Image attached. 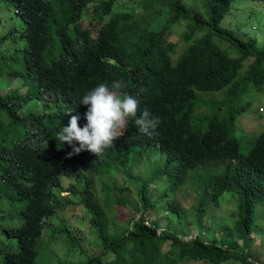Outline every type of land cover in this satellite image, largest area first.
<instances>
[{
  "label": "trees",
  "instance_id": "trees-1",
  "mask_svg": "<svg viewBox=\"0 0 264 264\" xmlns=\"http://www.w3.org/2000/svg\"><path fill=\"white\" fill-rule=\"evenodd\" d=\"M5 1L10 3L13 13L17 10L23 22V46L7 45L3 49L2 44L13 36L15 29L9 27L1 34L0 68L8 62H18L20 68L14 76L26 88L22 93L0 88V198L6 195L21 204L16 210L18 222L1 227L7 239H14L15 250L9 252L0 244V264H33L41 242L55 238L64 242V248H78L76 232L48 220L56 211L75 204L89 212L99 247L97 255H90L79 264H178L182 260L264 264L248 262L245 252L254 206L264 201V129L250 141H241L231 134L238 111L245 104L236 108L232 99L251 88L257 92L264 83V47L219 25L233 0H200L205 15L191 11L183 0H140L147 14L139 16L130 0ZM113 2L130 8L111 11ZM86 11L99 24L94 37H90L91 25L83 27L80 22ZM158 15L161 24L148 28V22ZM180 19L186 22L178 36L184 42L182 50L177 52L176 42L166 41V36L171 25ZM202 28L204 31L200 32ZM4 50L10 51L8 55ZM174 51V55L181 52L171 60ZM250 55L254 60L239 76L242 62ZM114 76L126 83L123 91L139 99L141 111L147 108L153 117L160 118L156 134L149 137L140 133L134 118H129L124 134L103 155L96 157L81 151L69 157L71 146L61 145L55 139L67 123L55 115H41L31 107L44 93H56L51 94L53 100L67 105L76 103L82 93L99 81L110 82ZM219 90L225 96L231 94L230 111L223 120L217 115L208 116L204 128L199 129L192 124L196 92ZM215 104L218 108V101H210V105ZM86 110L84 106L83 116ZM85 123L82 119L79 126ZM241 144H248L244 154ZM152 147L165 156L158 172L169 176V188H176L189 178V187L196 188V183L205 191L197 201L196 212L203 210V201L217 204L223 192L237 194V217L218 226L220 237L213 238L211 232L205 236L210 229L207 227L202 229V238L196 233L181 239L177 232L165 228L157 235L158 222L149 223V217L142 213L129 225L126 221L120 230L107 229V218L94 194L92 177L122 164L124 153L130 149L144 153ZM77 167L78 188L71 183L64 187L69 194L76 193L78 200L72 202L57 194L63 190L62 172ZM111 192L106 191V199ZM148 199L141 193L143 207ZM102 204L108 206L106 201ZM167 208L177 219L184 212L175 200ZM195 227L200 228V222ZM165 241L169 245L162 250ZM105 256L106 261L102 258Z\"/></svg>",
  "mask_w": 264,
  "mask_h": 264
},
{
  "label": "rangeland",
  "instance_id": "rangeland-1",
  "mask_svg": "<svg viewBox=\"0 0 264 264\" xmlns=\"http://www.w3.org/2000/svg\"><path fill=\"white\" fill-rule=\"evenodd\" d=\"M130 1L134 6L133 11L138 13L137 16L147 14L142 10L143 7L140 0ZM183 2L191 11H197L201 15H205V8L200 0H183ZM127 8H130V6L122 7L113 2L111 11L127 10ZM229 8L228 13L224 15L219 25L240 36L250 37L254 39L257 46L264 47V0H233ZM106 19L107 16L104 20ZM0 20V34L6 28L15 27L17 29L13 34L15 43L12 46L16 48L22 47L23 42L18 38V31L22 22L13 14L12 6L4 1H0ZM80 22L83 27L95 25L94 21L90 19L89 11L85 12ZM185 22L186 20L180 19L179 23L171 25L166 36V41L176 42L177 52L181 49L182 43H184L178 40V36L185 28ZM160 24L161 18L158 15L148 22L147 27L157 28ZM199 31L203 32L204 28ZM95 32L96 28H92L90 31L92 36ZM214 41L216 42L215 39ZM13 47L12 50L14 49ZM174 53L175 51L171 54V60H174L178 55H174ZM230 53L235 55L232 50H230ZM253 60L254 56L250 55L242 62L239 76L243 75L246 65ZM19 68L18 62H8L0 68V88L2 90L17 89L20 93L25 91V85L21 83L17 76H14V73ZM10 72H13V74H8ZM263 91L264 83L257 92L253 88L245 90L236 97L237 102L234 101V105L241 104L243 101L248 102L247 107L236 116L231 130V134L241 141H250L264 129ZM223 97V90L212 93L196 92L197 100L192 114V124L202 129L206 118L212 114L218 115L221 120L225 119L232 103H227ZM197 101H199L198 104ZM210 101H218L220 103L219 108H216V104L210 105ZM257 107L261 109H258L259 112ZM247 149L248 144L240 145V150L243 154L246 153ZM122 162V164H115L112 171L101 176L94 175L92 177L94 178V194L107 218V229L115 228L120 230L126 221L127 225H129L132 220L142 213L146 218L149 217V223L150 220L158 222L157 235L161 233L162 228H165L172 232H177L181 239L193 237L196 233H198L199 238H202L204 236L202 229L207 227L210 229L206 231L205 236H209V232H211L213 238H218L221 235L218 226L231 223L237 217V194L230 191L223 192L218 197L217 204L203 201V210L199 211L197 209L196 212L197 201L199 202L205 191L201 190L196 183L194 184L196 188L189 187L188 182L191 181L189 178L180 186L169 188L171 181L169 176L158 172V169L165 163V156L156 147L146 149L145 153L141 155H138L135 149L128 151L124 153ZM76 170L77 168L75 171L66 169L63 172L60 177L61 187H63L61 189L63 190L57 194L66 196L67 199L70 198L72 202H75L76 199L78 200L76 193L70 192L69 194L68 190H64V187L70 183L77 186L75 179ZM141 184H143L142 187ZM138 188L140 190L137 194ZM106 191H113V193L109 194L108 199L105 198ZM141 193H145L149 197L145 207H143L141 201ZM73 194H75V198L71 196ZM172 200L178 202L184 211L180 219H177L173 211L167 208V204ZM103 201L107 202V207L102 204ZM20 207L21 204L19 202L8 199L6 195L0 198V244L9 252L15 250V242L13 238L7 239L4 236L1 227L18 222L19 214L16 213V210L18 211ZM48 220L49 222L51 220L53 223L63 224L70 231L76 232L79 247L71 248L72 246H68L64 248V242L62 240L57 241L56 238L51 239L49 242H41V249L34 260V264L81 262L86 257L99 253V247L95 241L96 232L94 227L90 225V214L81 204L68 205L66 208L56 211ZM198 222L201 224L200 228L195 227ZM203 225L205 226L203 227ZM250 232L248 249L245 250L246 256H248L246 259L248 262H264V201L254 206ZM237 244L240 245V241H237ZM168 245V241L163 242L161 249L165 250ZM1 257L2 254H0V262ZM102 258L104 261L107 260L106 256ZM46 261H49V263ZM178 264H205V262L203 260H182ZM219 264L240 263L234 260H227Z\"/></svg>",
  "mask_w": 264,
  "mask_h": 264
},
{
  "label": "clouds",
  "instance_id": "clouds-1",
  "mask_svg": "<svg viewBox=\"0 0 264 264\" xmlns=\"http://www.w3.org/2000/svg\"><path fill=\"white\" fill-rule=\"evenodd\" d=\"M0 1L9 3L5 0ZM14 13L13 14L19 18L16 9L14 10ZM20 21L22 22L21 19ZM94 24L95 25H91L89 30L91 31L92 28H96V32L93 36L90 33V37H94L98 33L97 27L99 24H96L95 22ZM22 27L23 22L18 31V38L20 37V39H22L20 36ZM12 28H14L16 32L17 29L15 27ZM7 29L8 28H6L3 33H5ZM15 32H13V34ZM13 43H15L14 35L10 36L2 44V48L5 49L7 45H12ZM8 53V50H4L5 55ZM115 79L116 76H114L110 82L99 81L98 85L85 92V94L82 93L76 103L71 102L67 105L63 102H59L58 100H53V96L51 94L56 96V93H44V95L36 101L37 103L31 107V109L36 108L41 115H55L59 118H63L64 123H67L66 126L60 128V131L56 134L55 139L59 141L61 145L67 144L71 146L72 150L68 153L69 157L73 154H79L81 151H88L96 157L103 155L105 150L113 148L114 141L124 134L129 118H134L135 125L140 133L149 137L156 134V129L161 123L160 118L153 117L147 108L141 111L139 99L123 91L127 87L126 83ZM230 95L225 96L224 93L223 99L226 100L227 103H229V101L232 103V100L237 102L236 96L234 99L229 100ZM242 103L245 104L241 109H239L238 114L248 105L247 101H243ZM219 104L220 103H218V108ZM241 104L235 105L236 108ZM84 106H87V110L83 116ZM258 109H260V107H257V111ZM82 119H85L86 123L81 127L79 126V122ZM133 149L137 152V148H132L129 151ZM144 153L137 152L138 155ZM75 169L72 170L75 171ZM78 170L79 169L77 167L76 174L78 173ZM40 249L41 246L38 248L34 260ZM46 262L49 263V261ZM68 263L72 262L62 264ZM79 263L80 262H75L72 264Z\"/></svg>",
  "mask_w": 264,
  "mask_h": 264
}]
</instances>
